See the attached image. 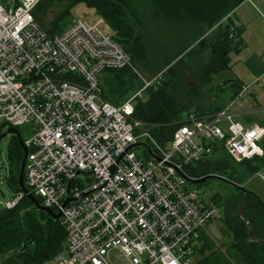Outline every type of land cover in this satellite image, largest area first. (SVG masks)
Returning <instances> with one entry per match:
<instances>
[{"label":"built area","instance_id":"1","mask_svg":"<svg viewBox=\"0 0 264 264\" xmlns=\"http://www.w3.org/2000/svg\"><path fill=\"white\" fill-rule=\"evenodd\" d=\"M40 1L0 0V132L33 122L25 185L61 212L66 231L65 249L48 264H195L202 232L221 210L188 168L216 142L237 163L264 156V125L237 120L264 106L232 107L260 78L210 115L190 112L161 143L134 113L163 72L143 76L101 16L51 33L36 17ZM233 13L222 22L236 38ZM126 67L144 85L119 103L104 99V72ZM28 193L20 189L5 207Z\"/></svg>","mask_w":264,"mask_h":264},{"label":"trees","instance_id":"2","mask_svg":"<svg viewBox=\"0 0 264 264\" xmlns=\"http://www.w3.org/2000/svg\"><path fill=\"white\" fill-rule=\"evenodd\" d=\"M83 1L106 20L118 42L132 56L136 66H146L145 64L149 63L146 59L147 43L143 32L140 31V27L146 28L148 22L139 14V7H145V15H151L153 19L160 17L166 19L164 20L171 26L170 32L173 33L172 46L171 48L168 47L169 44L161 46V60L156 62L157 67L152 70L153 72L172 64L173 60L195 42L198 47L194 48H197L194 59H197L204 51L202 43L205 40L198 39L204 35L205 27L219 25L221 33L214 44L209 46L211 54L198 66L200 74L196 79L201 82V86L192 85L186 80L181 66L172 64L163 72L160 82L149 87L144 97L135 105L134 117L148 123L155 137L161 143H166L184 121L182 115L190 104L199 99L196 102L197 109L203 108L201 104L205 91L203 87L212 83L213 75L230 68V53L241 46L239 37L242 28L237 27L236 38H231L229 25L220 21L244 0H139L140 3H137L138 0ZM48 8L49 4L40 1L36 12L46 11ZM67 13H71V10ZM59 23L47 29L51 33L60 32L71 22H64V26H60ZM137 80V74L130 67L109 69L101 77L102 96L113 103H119L121 98L132 91ZM230 81L231 87L235 89L234 99L240 91L242 82L227 80L216 88L223 91L229 87ZM188 99L194 101L182 104V100ZM218 110L220 108L214 106L211 113ZM194 112L200 113L197 110ZM261 143L264 147V139ZM221 144L215 143L213 155L189 166L191 176L220 174L241 184L264 167V156L237 163ZM9 154L11 165L8 183L16 193L20 190L18 176L24 151L15 135L12 137ZM204 182H200L199 185ZM233 189L232 195L227 196L223 203H220L219 195L213 196V200L222 208L223 228L230 236L228 256L225 259L218 255L212 258L204 256L195 264H264V202L259 195L246 187L245 190L235 187ZM33 205V201L25 196L14 208L5 207L0 210V264H48L55 255L65 249L66 231L60 219L53 218L44 210L33 209ZM250 230L254 239L250 236ZM208 237L204 230L200 245ZM200 245L196 248L197 253L203 251ZM23 246L25 248L21 250ZM15 250L18 252L14 253Z\"/></svg>","mask_w":264,"mask_h":264},{"label":"rangeland","instance_id":"3","mask_svg":"<svg viewBox=\"0 0 264 264\" xmlns=\"http://www.w3.org/2000/svg\"><path fill=\"white\" fill-rule=\"evenodd\" d=\"M43 3L49 4V8L46 11H37L36 17L41 22L43 26L46 28H51L54 24H57L58 22L60 26H64V22H72L75 18H87L90 21H94V19H97L100 15H97L95 9L91 6H89L86 2L83 0H42ZM139 1V0H138ZM137 3H140L137 2ZM71 10V13H67V11ZM145 7L140 6L139 7V14L145 21L148 22V26L140 27V31H142V35L147 43V53L148 57H146L147 61H149L145 64L146 66L138 65L136 66L137 70L146 78H152L155 74H158L160 72H164L167 70L172 64L173 66L180 65L182 70L184 71L186 80L189 81L194 86H201V82L198 81L196 78L200 74V70L198 66L202 63V61L207 58L211 54V47L209 46L213 45L217 38L219 37L221 31L220 28L217 30H213L207 35L201 36L198 41H201L202 39L205 40L203 42V53L197 58L194 59V56L196 54L195 47H198V44L195 42L191 44L180 56H178L175 60L172 61V64L157 70L156 72H153L157 67L156 62L161 60L160 55V49L162 50V45H168L169 48H171V42L173 38V33L170 32L171 26L166 23V19L164 20L163 17L160 18H154L151 15H145ZM206 32L208 31V28L205 29ZM168 41V42H167ZM197 41V42H198ZM170 42V43H169ZM196 44V45H195ZM201 44V43H200ZM205 48V49H204ZM200 53V52H198ZM152 54H154V57H152ZM198 60V61H197ZM234 76V72H232L230 69H224L220 72H217L213 75V81L212 83H209L205 85L203 88L205 89L203 94V99L201 101V104H203V108L200 110L198 108L199 99L195 100L194 104H190L188 107V110L183 113L182 116H187L189 111L194 112V110L199 111L200 116L206 115V113H211L212 108L217 104L222 102L228 101L231 99L232 91L226 90L223 92L218 91L216 88L218 85H220L223 81L232 78ZM144 84H142L141 80L138 79L137 84L130 92L129 96H131L133 93H135L137 90H139ZM222 94V95H221ZM218 95L220 96V99L212 100V96ZM125 98H121L120 102L123 101ZM194 101L193 99L188 100H182V104L189 103V101ZM239 106V105H237ZM204 113V114H202ZM256 121L259 123H262L264 125V115L258 116L256 118ZM8 128V127H7ZM7 128L5 130H7ZM18 130L20 131L22 138L24 141H28L33 137L34 133V125L32 121H28L20 126H18ZM5 132V131H4ZM3 133V132H2ZM12 134H7L4 138L0 140V210L5 208V203L12 199L14 197V190L11 188V186L8 183L9 174H10V157H9V150H10V144L12 141ZM147 141L146 139L144 140ZM223 144H221L222 146ZM135 150L143 154L144 147L143 145H138L135 147ZM221 154V153H220ZM241 165H238L240 167ZM237 182V181H236ZM239 183V182H238ZM243 184L247 189H250L254 193L260 196L262 201L264 202V167L260 174H256L253 177H251L249 180H247ZM196 185V184H195ZM196 186L202 187L208 196L213 197L216 195H219V201L220 203H223V201L226 199L227 196L232 195L234 189L233 186L217 180V179H208L205 181L202 185L197 184ZM220 210L222 212V208L220 207ZM222 215L214 220H212L205 228V231L208 233L209 237L201 243V250L202 252L197 253V260L202 257L211 256H221L223 259H225L228 256V245L230 242V236L228 235L227 231L223 228V222H222ZM195 258V259H196ZM196 260V261H197ZM235 262V261H232Z\"/></svg>","mask_w":264,"mask_h":264},{"label":"crops","instance_id":"4","mask_svg":"<svg viewBox=\"0 0 264 264\" xmlns=\"http://www.w3.org/2000/svg\"><path fill=\"white\" fill-rule=\"evenodd\" d=\"M233 11V19L238 22V27L242 28L239 37L241 46L238 50L230 53L231 66L226 69H230L234 72V76L227 80H236L237 82L240 81L245 84L256 78H260L262 84H255L251 91L245 92L240 98L236 99L232 107L241 110L254 108L258 105L264 106V0L243 1ZM222 20L220 23L225 24L226 22H222ZM206 28H208V31L206 32L205 30V35L213 30H218L220 27L216 24L212 28L205 27V29ZM231 85L232 81L228 82L229 87L224 90L232 91L231 99L225 102L221 100L220 103L215 105L218 108L221 109L226 107L233 100L235 89L231 87ZM220 98L221 97H218V95L212 96V100ZM263 115L264 112L259 111L246 116H239L237 120L247 125L251 122H257L256 118L258 116L263 117Z\"/></svg>","mask_w":264,"mask_h":264},{"label":"water","instance_id":"5","mask_svg":"<svg viewBox=\"0 0 264 264\" xmlns=\"http://www.w3.org/2000/svg\"><path fill=\"white\" fill-rule=\"evenodd\" d=\"M7 134H12V135H15L17 136L22 148H23V151H24V155H23V159H22V162H21V168H20V173H19V188L28 193V189L26 188V185H25V166H26V161H27V156H28V147L26 146L23 138H22V135L20 133V131L18 130V128L16 127H13V126H9L7 128V130L5 132H3L2 134H0V140L2 138H4ZM10 155V154H9ZM208 179H217V180H220V181H223L235 188H238L240 190H245V186L243 184H240L226 176H223V175H220V174H209L207 176H204L200 179H196V180H192L193 182L195 183H200V182H204ZM34 203L33 205V209H38V210H44L46 212H48L53 218L55 219H59L61 217V212H54L51 208L47 207V206H44L42 205L39 200L37 199V197L33 194H30L28 193L27 195ZM250 236L254 239L253 237V233L252 231L250 230ZM25 248V246H23V248L21 250H23ZM15 252H18V250H15Z\"/></svg>","mask_w":264,"mask_h":264},{"label":"bare ground","instance_id":"6","mask_svg":"<svg viewBox=\"0 0 264 264\" xmlns=\"http://www.w3.org/2000/svg\"><path fill=\"white\" fill-rule=\"evenodd\" d=\"M102 17V16H101Z\"/></svg>","mask_w":264,"mask_h":264}]
</instances>
